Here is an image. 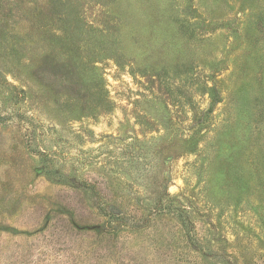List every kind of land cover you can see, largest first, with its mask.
I'll list each match as a JSON object with an SVG mask.
<instances>
[{"label":"rangeland","instance_id":"obj_1","mask_svg":"<svg viewBox=\"0 0 264 264\" xmlns=\"http://www.w3.org/2000/svg\"><path fill=\"white\" fill-rule=\"evenodd\" d=\"M0 264H264V0H0Z\"/></svg>","mask_w":264,"mask_h":264}]
</instances>
